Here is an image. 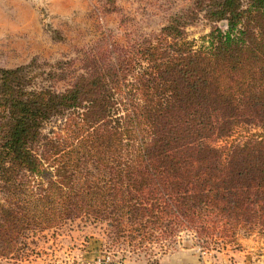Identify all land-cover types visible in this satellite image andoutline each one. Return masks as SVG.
Wrapping results in <instances>:
<instances>
[{"label": "trees", "instance_id": "obj_1", "mask_svg": "<svg viewBox=\"0 0 264 264\" xmlns=\"http://www.w3.org/2000/svg\"><path fill=\"white\" fill-rule=\"evenodd\" d=\"M187 17L88 58L63 92L36 62L0 70V256L82 217L134 247L264 230V0H214L199 41Z\"/></svg>", "mask_w": 264, "mask_h": 264}, {"label": "rangeland", "instance_id": "obj_2", "mask_svg": "<svg viewBox=\"0 0 264 264\" xmlns=\"http://www.w3.org/2000/svg\"><path fill=\"white\" fill-rule=\"evenodd\" d=\"M213 1L21 0L20 29L13 33L12 17L7 34L0 25V70L32 65L29 78H33L36 62L40 81L63 92L85 74L88 58L98 57L114 44L127 46L133 40L157 33L177 16H188L189 39L199 41L214 26L207 18ZM6 12L0 9V18ZM225 24L215 25L224 28ZM56 119L44 133L60 130L65 120ZM247 134L245 128L239 129L227 141H244ZM220 144L225 145L226 141ZM114 238L109 237L106 222L82 217L54 229L28 233L23 244L10 255L0 256V264H78V254L92 239L102 243L103 252L111 253L116 262L131 264H156L162 256L183 248L199 253L248 249L264 261V230L260 227L241 229L234 238L213 241L199 239L194 232L184 230L166 240L137 247L123 240L114 243Z\"/></svg>", "mask_w": 264, "mask_h": 264}, {"label": "crops", "instance_id": "obj_3", "mask_svg": "<svg viewBox=\"0 0 264 264\" xmlns=\"http://www.w3.org/2000/svg\"><path fill=\"white\" fill-rule=\"evenodd\" d=\"M29 6V5H28ZM26 5V7L28 8ZM25 8V7H24ZM30 8V7H29ZM0 9L7 11L1 16L0 25H2L5 34L9 32V19L12 17L13 33L20 27L22 21V3L21 0H0ZM11 12L12 14H8ZM20 29V28H18ZM102 243L92 239L87 244L81 254H78V264H94L95 260L103 255ZM255 253L251 250H236L230 253L225 252H204L199 253L193 248H183L162 256L158 264H264V261L254 257ZM113 264H131L128 261L115 262Z\"/></svg>", "mask_w": 264, "mask_h": 264}, {"label": "built area", "instance_id": "obj_4", "mask_svg": "<svg viewBox=\"0 0 264 264\" xmlns=\"http://www.w3.org/2000/svg\"><path fill=\"white\" fill-rule=\"evenodd\" d=\"M115 262V258L111 253L104 252L102 257L95 260V264H113Z\"/></svg>", "mask_w": 264, "mask_h": 264}]
</instances>
